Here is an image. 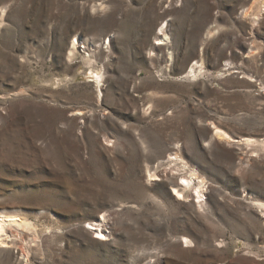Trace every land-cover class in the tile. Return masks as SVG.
I'll use <instances>...</instances> for the list:
<instances>
[{
  "label": "rangeland",
  "instance_id": "374dc122",
  "mask_svg": "<svg viewBox=\"0 0 264 264\" xmlns=\"http://www.w3.org/2000/svg\"><path fill=\"white\" fill-rule=\"evenodd\" d=\"M262 2L0 0V264H264Z\"/></svg>",
  "mask_w": 264,
  "mask_h": 264
},
{
  "label": "bare ground",
  "instance_id": "6f19581e",
  "mask_svg": "<svg viewBox=\"0 0 264 264\" xmlns=\"http://www.w3.org/2000/svg\"><path fill=\"white\" fill-rule=\"evenodd\" d=\"M261 8L262 9L264 8V2H262ZM160 40H165V39L161 38ZM197 65L199 66V62H196V65L191 67L190 71L187 74L188 78H197V76H198L197 75V67H196ZM95 77H96L95 82H97L99 84L102 81V75L99 73H95ZM216 136L222 138V140L229 141V139H230V137L226 133L222 132L221 130L216 131ZM245 142H246L247 146H250V145L255 143V141L252 139H246ZM170 160L178 161V160H180V157L178 155H176V157H174ZM173 174H175V173H172L171 175H173ZM150 177H152V178L155 177L154 180H159L157 172H155V174H150ZM197 179L199 180L198 184L195 183V181ZM174 183L175 182H172V186H173L172 193H174V196H176V198L179 201H185L186 198L190 197V198H192L194 203L196 205H198L200 208H204L206 206V196H205L206 183H205L204 179L202 180V179L198 178L197 175L193 173V174L189 175L188 177L183 176L181 178L180 182H177L176 184H174ZM188 193H189V195H188ZM259 208L262 209L264 212V204H261V206ZM104 222H106L105 216H103L102 219L96 223L98 228H99L100 234H103L101 230H102V228H104ZM9 224H17L21 227L24 226V228L26 226L30 225V224L26 223L24 220L16 218V216H10L9 218L2 217V218H0V239L3 236V233L6 231V226ZM184 239H185V246H188V244H189L188 239H186V238H184ZM0 244H1V240H0Z\"/></svg>",
  "mask_w": 264,
  "mask_h": 264
},
{
  "label": "water",
  "instance_id": "95a60500",
  "mask_svg": "<svg viewBox=\"0 0 264 264\" xmlns=\"http://www.w3.org/2000/svg\"><path fill=\"white\" fill-rule=\"evenodd\" d=\"M212 133L215 131V129L213 127H210ZM214 137L216 138V134H214ZM230 144H233L234 146L240 147V148H244L246 146L245 144V140H239V139H234L232 141H229Z\"/></svg>",
  "mask_w": 264,
  "mask_h": 264
}]
</instances>
